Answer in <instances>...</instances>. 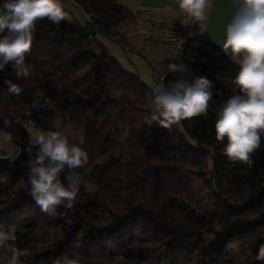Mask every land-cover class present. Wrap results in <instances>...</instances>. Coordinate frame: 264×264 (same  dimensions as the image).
<instances>
[{"label": "trees", "instance_id": "1", "mask_svg": "<svg viewBox=\"0 0 264 264\" xmlns=\"http://www.w3.org/2000/svg\"><path fill=\"white\" fill-rule=\"evenodd\" d=\"M73 1L84 20L61 5L68 18L59 25L37 21L25 56L34 66L27 79H16L11 64L0 71V134L11 133L20 149L16 159L0 160V175L9 178L0 184V230L15 226V243L27 252L21 264H54L65 255L82 264H239L232 243L242 245L248 264H264L257 259L264 244V136L251 167L229 161L226 141L215 139L216 109L233 94L239 65L218 44L192 36L175 62L186 70L156 73V82L166 88L207 77L214 85L207 116L171 129L141 124L154 89L97 42L98 35L124 42L122 27L137 13L118 0ZM6 80L22 87L19 96L9 93ZM28 123L43 132L69 123L86 137L89 159L77 171L95 190L82 186L81 204L60 207L55 217L16 189L28 179ZM194 176L205 180L212 207L202 204ZM61 180L67 185L64 174ZM51 227L60 230L58 239L38 247Z\"/></svg>", "mask_w": 264, "mask_h": 264}, {"label": "clouds", "instance_id": "2", "mask_svg": "<svg viewBox=\"0 0 264 264\" xmlns=\"http://www.w3.org/2000/svg\"><path fill=\"white\" fill-rule=\"evenodd\" d=\"M209 0H178V12L174 21L183 27L206 20ZM47 18L57 25L68 18L60 0H2L0 2V71L11 64L16 79H27L34 66L25 64V56L31 51L36 23ZM222 49L233 63L239 65L232 83L233 94L216 109L214 124L215 139L226 141L223 155L229 161L252 166V154L261 147L264 136V0H240L238 11L227 25ZM165 65L168 72H183V64L171 61ZM9 93L19 96L22 87L6 80ZM213 82L205 76L194 78L190 83L178 80L169 87L154 89V100L150 114L144 124L154 123L171 129L173 124L194 117L207 116L213 99ZM27 115H31L30 112ZM5 126L9 122L5 121ZM34 123V122H33ZM59 127V125H57ZM84 134L72 136L62 131H39L31 138L27 152L31 157L27 166V184L32 200L40 210L50 217L61 215L60 207L74 208V202L83 186L85 191L95 189L84 182L77 169L88 162V152L82 147ZM33 148L36 149L32 156ZM20 149L13 147L11 133L0 137V160H14ZM67 181L62 182L61 175ZM8 175H0V184L8 182ZM15 226L0 230V264H21L27 255L25 249L16 245ZM257 259L264 260V244L258 250ZM54 264H82L78 256L58 257Z\"/></svg>", "mask_w": 264, "mask_h": 264}, {"label": "crops", "instance_id": "3", "mask_svg": "<svg viewBox=\"0 0 264 264\" xmlns=\"http://www.w3.org/2000/svg\"><path fill=\"white\" fill-rule=\"evenodd\" d=\"M118 2L137 14L152 11L155 17L171 22L174 20L173 14L178 12V0H118ZM239 3L240 0H209L206 9L207 18L202 22V29L197 23L191 31L192 36L214 42L222 47L226 38L227 25L238 11ZM174 22L179 23V20ZM124 28L127 33L124 36V42L115 43L119 46L118 56L106 49L127 69L138 72L143 80H145L144 74L148 79L156 81V73L166 71L165 65L170 62L169 57L175 56V60L171 62H176L181 47L175 45L165 48L159 43L147 41L144 35L133 32L132 21L124 25Z\"/></svg>", "mask_w": 264, "mask_h": 264}, {"label": "rangeland", "instance_id": "4", "mask_svg": "<svg viewBox=\"0 0 264 264\" xmlns=\"http://www.w3.org/2000/svg\"><path fill=\"white\" fill-rule=\"evenodd\" d=\"M61 5H64L71 13L72 16L76 17L78 20H84L85 19V14L82 11V9L77 5L76 2H74L73 0H60ZM97 42L103 46H105V48H107L108 50L112 51L113 54L115 56H118V45L115 43V41H110L107 40L106 38H104L102 35H98L97 36ZM145 80L152 86L153 89H156L157 87H160L161 89L165 88L164 84L162 82L159 81H155L154 79H148V77H146V75H144ZM153 104V102H152ZM151 107V106H150ZM139 121L141 124L144 123V118L143 117H139ZM70 123V122H69ZM66 124V126L62 127L61 129H58L59 131H62L63 133H65L66 135L69 136V138H71L72 136H77L80 134H83V131L77 126H74L73 124ZM28 130L31 134V138L32 136H34L37 132H39L40 130L33 128L29 123L27 125ZM7 132H2L0 134V137L3 136V134H5ZM124 140V136H122L119 141H123ZM13 147L19 149L13 142ZM193 182H194V186L195 189L197 191V193L199 194V197H204V200L202 201V204L206 207H212L213 205V199L209 197V188L205 183V180H203L202 178H199L197 176L193 177ZM90 186H92L91 183H87ZM17 191L20 193L23 192H29V185L27 183H25L24 181L21 183V185L17 186ZM80 199L77 198L75 200V205H80ZM55 228V227H54ZM53 227L48 228V232L42 233L39 238H38V247H43L46 243L47 240H56L58 239L59 235H60V230L58 228L54 229ZM44 241V242H43ZM231 249H232V254L235 257V259H237L239 264H248V259L246 258V254L244 253L243 249H242V245L240 243H232L231 244ZM5 253L4 252H0V256H3Z\"/></svg>", "mask_w": 264, "mask_h": 264}, {"label": "built area", "instance_id": "5", "mask_svg": "<svg viewBox=\"0 0 264 264\" xmlns=\"http://www.w3.org/2000/svg\"><path fill=\"white\" fill-rule=\"evenodd\" d=\"M197 24L189 27H183L180 23L168 21L164 18H157L153 15L152 11L139 13L132 21L133 32L140 33L145 36L149 42H156L165 48L172 46L182 47L192 37V29ZM127 33L125 28L122 27V35ZM163 79V75L159 76Z\"/></svg>", "mask_w": 264, "mask_h": 264}, {"label": "water", "instance_id": "6", "mask_svg": "<svg viewBox=\"0 0 264 264\" xmlns=\"http://www.w3.org/2000/svg\"><path fill=\"white\" fill-rule=\"evenodd\" d=\"M86 22V21H85Z\"/></svg>", "mask_w": 264, "mask_h": 264}]
</instances>
